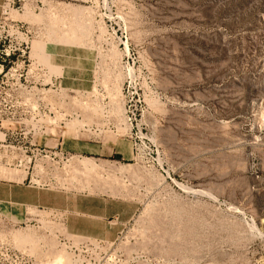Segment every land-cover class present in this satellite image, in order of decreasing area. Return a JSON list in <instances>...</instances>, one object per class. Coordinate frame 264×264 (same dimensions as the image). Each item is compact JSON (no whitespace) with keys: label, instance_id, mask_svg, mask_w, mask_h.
Listing matches in <instances>:
<instances>
[{"label":"rangeland","instance_id":"obj_1","mask_svg":"<svg viewBox=\"0 0 264 264\" xmlns=\"http://www.w3.org/2000/svg\"><path fill=\"white\" fill-rule=\"evenodd\" d=\"M0 170V264H264V0H0Z\"/></svg>","mask_w":264,"mask_h":264},{"label":"crops","instance_id":"obj_2","mask_svg":"<svg viewBox=\"0 0 264 264\" xmlns=\"http://www.w3.org/2000/svg\"><path fill=\"white\" fill-rule=\"evenodd\" d=\"M25 177V174H21V175H19V176H16L14 173H12V172H9V173H2V171L0 170V179H8V180H15L16 178H18V180H21V179H23ZM100 186H102V185H100ZM104 186L105 187H107L106 185H103L102 186V188H104ZM108 188V187H107ZM109 191V190H108ZM99 193H105V192H107V190H103L102 191V189L101 190H99L98 191Z\"/></svg>","mask_w":264,"mask_h":264}]
</instances>
